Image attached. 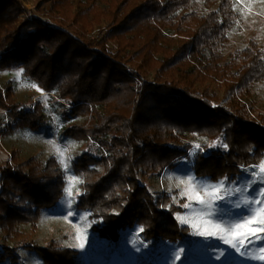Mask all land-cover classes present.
Instances as JSON below:
<instances>
[{"label":"trees","instance_id":"obj_1","mask_svg":"<svg viewBox=\"0 0 264 264\" xmlns=\"http://www.w3.org/2000/svg\"><path fill=\"white\" fill-rule=\"evenodd\" d=\"M44 2L46 19L31 14L20 21V2L0 0V72L22 69L58 98L63 121L80 120L61 136L96 145L95 153L72 161L82 181L74 209L88 212L100 241L117 243L142 227L140 239L153 248L187 243L189 229L176 218L184 200L176 203L142 181L176 168L193 141L199 144L191 158L196 178L235 184L245 168L264 160V113L245 102L264 81V56L254 41L224 54L237 21L234 1L202 0L204 12L193 8V0ZM20 107L10 86L0 92L8 118L0 135L50 132L40 104ZM65 188L56 158L43 162L11 150L0 164L3 239H17L21 226L36 229ZM22 247L43 264H79L78 251L55 240ZM14 251L2 248L0 262L17 263Z\"/></svg>","mask_w":264,"mask_h":264},{"label":"rangeland","instance_id":"obj_2","mask_svg":"<svg viewBox=\"0 0 264 264\" xmlns=\"http://www.w3.org/2000/svg\"><path fill=\"white\" fill-rule=\"evenodd\" d=\"M18 1L23 7L22 14L19 16L20 21L31 14L46 19L45 13L49 10V3H45L44 0ZM233 1V9L237 14V21L228 33V42L224 48L225 56L243 48L249 41L256 42L264 56V0ZM192 5L198 12L205 11L202 6V0H193ZM104 26L105 24H102L101 28H104ZM97 32L98 29L90 31L92 35ZM20 70L0 72V92L10 86L14 92V100L20 104V108L32 110L35 105L40 104L49 120L50 132L47 133L42 129L35 132L25 129L17 130L7 136L0 135V164L8 159L13 149H18L24 158L34 156L43 162L49 157H54L64 171L67 188L69 178H77L72 172V161L74 158L89 150L95 153L96 145L92 142H77L62 137L60 133L65 127L79 123L80 120L63 121L57 114L59 110L58 98L53 93L43 91L36 83L24 76L23 71L19 79H17L16 73ZM148 79L151 80L152 75ZM31 85H35V87ZM245 102L252 106L255 113H264V81L257 84L252 95ZM7 123L8 118L5 112L0 110V128L6 127ZM205 143L210 144L209 141ZM217 144L220 145L219 142ZM54 145L62 150L66 149L63 159L68 165L67 168L61 163V157ZM197 145H199L197 141L192 142V148L188 151V156L180 159L176 168L164 170L156 179L145 178L142 181L152 192L166 193L176 203L182 199L184 200L182 205L184 212L176 215V218L188 216L192 212V209L184 207L185 203L188 202V194L182 195V193H185L188 185L180 184L179 181L181 179L187 180L192 177L197 183L210 185L219 183L211 182L205 178H196L192 173L191 158L195 151L199 149V147H196ZM251 170V166L245 168L237 183H225V187H243L253 179ZM80 184H76L72 189L71 199L73 202L69 205L70 198L65 191L64 197L59 201L56 209L51 212H45L36 229H32L33 227L31 226H21V235L11 241L3 239V234L0 232V250L4 247L10 250L15 249V256L17 257V263L6 260L5 262H0V264H43L42 260L33 251L24 249L22 244L33 242L39 247H46L53 240L62 247L78 251L79 264H259L258 261L236 253L234 249L220 240H206L194 235V230L187 224L183 226L188 227L190 240L185 244H179L174 247L160 244L157 248H153L140 239L138 231L123 234L117 243L100 241L91 229L88 212L74 209V198ZM261 188H264V184L257 181L250 185L244 196L248 198L255 197ZM238 199H241V197L236 194L226 197L224 201H218L219 207L214 208L217 217L227 223L240 216L249 215L248 206H235L234 202ZM193 207L198 209L200 206L193 201ZM69 213L72 214L69 215ZM84 217H86V220ZM77 226L86 228V232L80 241L76 239ZM81 242L84 244L83 248L78 246ZM262 246H264V242H259L249 247L255 250ZM178 252L181 255L179 261L175 259Z\"/></svg>","mask_w":264,"mask_h":264},{"label":"snow or ice","instance_id":"obj_3","mask_svg":"<svg viewBox=\"0 0 264 264\" xmlns=\"http://www.w3.org/2000/svg\"><path fill=\"white\" fill-rule=\"evenodd\" d=\"M22 71L21 69L16 73L17 79L21 76ZM31 86L35 87V85ZM221 146L227 148L226 144H222ZM54 147L61 157V163L67 168L68 165L63 159L66 149L62 150L55 145ZM196 147H199V145ZM251 169L253 179L243 187H225L224 180H221L215 185H210L197 183L192 177H189L187 180L181 179L179 181L180 184L188 185L185 193H182V195L188 194V202L185 203L184 207L192 209V212L188 216H180L177 219L182 225L187 224L191 227L194 230V235L206 240H220L225 245L234 249L236 253L251 260L258 261L259 264H264V246L256 248L255 250L249 247L250 245L264 242V188H261L255 197L248 198L244 196V193L248 191L251 184L257 181L264 184V160H261L258 165L251 166ZM81 182L78 178H69V185L65 189L70 198L69 205L73 202L71 199L73 187ZM77 194L79 193L77 192ZM236 194H239L241 199L234 202L235 206H248L250 214L240 216L226 223L217 217L214 208L219 207L217 204L218 201H224L226 197H231ZM193 201L200 206L198 209L193 207ZM71 214L69 213V215ZM84 219L86 220V217ZM77 229L76 239L80 241L86 232V228L77 226ZM138 231L143 232L144 229L141 227ZM78 246L83 248L84 244L81 242ZM175 259L178 261L181 259L179 252L176 253Z\"/></svg>","mask_w":264,"mask_h":264}]
</instances>
